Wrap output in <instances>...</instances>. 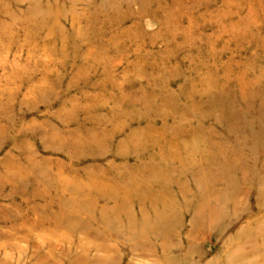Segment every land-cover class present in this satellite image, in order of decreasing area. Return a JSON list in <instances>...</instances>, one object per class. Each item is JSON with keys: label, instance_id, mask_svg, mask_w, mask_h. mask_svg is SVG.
Wrapping results in <instances>:
<instances>
[{"label": "rangeland", "instance_id": "374dc122", "mask_svg": "<svg viewBox=\"0 0 264 264\" xmlns=\"http://www.w3.org/2000/svg\"><path fill=\"white\" fill-rule=\"evenodd\" d=\"M165 93L166 128L196 126L212 151L197 170L212 177L163 172L139 191L167 198L160 218L129 186L128 210L113 214L86 175L130 176L123 164L141 161L115 146L130 129L159 130L137 116ZM209 96L231 100L234 120ZM263 100L264 0H0V264H264ZM84 137H106L100 156L75 149ZM73 185L94 198L72 199ZM201 202L212 232L205 215L192 222Z\"/></svg>", "mask_w": 264, "mask_h": 264}, {"label": "bare ground", "instance_id": "6f19581e", "mask_svg": "<svg viewBox=\"0 0 264 264\" xmlns=\"http://www.w3.org/2000/svg\"><path fill=\"white\" fill-rule=\"evenodd\" d=\"M203 81L204 82H203L201 87H203L204 90H207L208 88L212 87V79H208V80L204 79ZM210 98H211V103L213 102L212 104L214 106H217V105L219 107H221V105L226 106L225 113L227 114V116H229L231 118V120H234L233 116H236V115L234 114L235 110H234L233 106L230 103L231 100L230 101L227 100L225 102L216 101V100L212 101V97H210ZM217 99L221 100V98H219V97ZM175 101H176V99H174L170 94L165 93L162 96L157 97L155 99V101L152 102V103L146 102L144 104L143 109H142V113H140L139 116H137V117L142 118V119H147L148 123H149V121L152 119V118L150 119V116H153V118H156L155 120H158V121L161 122L159 130L155 131V128L152 129V127L149 128L148 126H146V128H148V129L145 130V131H143L142 129H141V131H139V130L136 131V130L130 129L128 134L126 135V139L122 140L120 143H118L117 146H115L116 151H118L119 153H123L122 154L123 156H124V154H126V153L131 151L130 153L132 155H130L129 157H134L137 162L141 161L140 163H138L137 165L132 166L131 168H129L125 163L123 164V166H125L128 169L122 168V170L123 171L124 170H128L127 173H129L130 176H127V175H123V176L115 175V177L113 176L112 179H105V181H103V180H97L96 178H93L91 176L86 175V177H87L86 181H85L86 182V186L91 190V193L94 196H103V197L107 198V200L111 201V203H112V209L110 210L111 213L117 214L119 212L121 213L123 211L128 210V206L126 205L125 200H128V198H129L128 196H130V195H128L126 193V191L129 190V188H126V187L129 186V187H133L135 189V191H133L135 194L132 195L134 197L131 196L134 199L133 201L135 203H137V204H142V202H147L148 205L150 206V208H154L153 214H156L157 218H160L161 214L159 212L155 211V209H157V207H158L157 204H159V203L161 205L162 204L165 205V202H167L166 201L167 198L164 199L163 195L162 196L160 195V196H158V201L155 203L153 200L152 201H147V198L145 197L146 195L144 197H141L143 194H142V192L139 193L140 190L144 189L145 193L149 192L148 186H147L148 182H150L152 180H157V179L160 178V176L163 174V172H166V174H167L168 171H172V170H176L178 173L180 172L181 176L183 175V176H185L187 178H191V179L196 180V181H197V178H199L200 180H203V179H205L207 177H212V175H211L212 173H210V171L208 169H206V170H208V172L207 171L202 172V171H198L197 170V168L200 167L197 164H199V163L201 164V162L202 163L207 162V157L212 163V151L208 153V150H205L206 148H208L211 145H209V142H208L207 139H203V138H201L198 135V131L196 130V126L192 125V124H189L187 122H184V120L181 119V118H177V119H172V121H174V123L172 122V125H173L172 128H170V129L166 128L168 126V124L166 122V119L163 117L164 116V114H163L164 111H161L160 107L164 106V105H171L172 102H175ZM263 102H264V100H263ZM262 107H263V110H264V103L261 105V109H262ZM111 116H115V114H112ZM258 120H260V119L258 118ZM175 124H179V126L178 125L174 126ZM247 125H248V123L247 124H245V123L243 124V126H245V127H248ZM113 129H114V127H113ZM114 130H116V128ZM165 130H170L173 133V135L170 136L171 137L170 140H168V139H166V138H164L162 136V132L165 131ZM146 132L153 133V135H149V133L147 134ZM144 133H146L147 135H144ZM253 137L259 138V135H255ZM175 138H176V141H175ZM83 139H84V144H81L82 141L79 138H74L73 139V141L71 143H72V145H74L75 149L78 148L79 151L83 150V151L87 152V154L89 153L90 155L91 154L96 155V156H100L101 155L100 154V150H99V149H101V147H99V146H101V144L104 142V140H106V137H103L102 141H100V140L97 141L93 137H92V139H89L87 137H84ZM162 143L164 145L163 147H165V150H162V151L160 150V152H158L156 154L155 153L154 154L150 153L149 149L151 147L157 146L158 144H160L162 146ZM129 144H132L133 149H131V148H129L127 146ZM85 145H88V146L96 145L98 147L95 148V149H92V150H88L87 146H85ZM80 146H82V147H80ZM126 147L128 148V150H126ZM261 147H262V150L264 151V145H261ZM70 148L74 149L73 147H70ZM173 149H176V151L174 152ZM140 153L144 154V155H142V156H144V158H140L139 157ZM122 155H121V158H124V157H122ZM118 156H120V155L118 154ZM140 159H142V160H140ZM69 160L73 161V159L71 157H69ZM154 162H156V165L158 164V166H152L151 164L154 163ZM115 167H116V165H114V167H110V169L115 168ZM133 168H135V169H133ZM134 175L135 176L137 175V176L133 177ZM138 177H140V179ZM222 178H224V176L221 177V180H222ZM224 180H226V179H224ZM117 182L123 186L119 190L116 189ZM142 183H144V184H142ZM177 188L179 189V192L180 191L181 192H185L187 190V189L184 188L183 185L180 186V187L177 186ZM71 189L73 190L72 196H71L72 199L81 197V198H86V199H88L87 201H89L90 199L94 198V197H91V195H88L87 193H85L82 190L81 186H74L73 185ZM168 190H170V189H168ZM188 191H189V189H188ZM199 191L200 190L198 189L197 192H199ZM195 192H196V190H195ZM207 193H208V191H207ZM212 196H214V195H212ZM224 196H226V195L224 194ZM218 198H219V196H218ZM236 200H238V198ZM215 202H216V200H215ZM218 203H220V202H218ZM222 203H220V204L222 205ZM182 205H183L182 207L184 209L186 207H188L184 203ZM217 205H219V204H217ZM224 205H226V204H224ZM170 207H172V206H169L168 208H170ZM224 207H226V206H224ZM101 209L104 212L107 211V208H105V207H101ZM143 209H144V207L142 206L140 210L142 211ZM207 211H208V213H205ZM192 212H193V214L191 215V219H192L193 224L201 222L202 216L205 215L204 219L207 220L206 222L208 223L209 226L204 228V229H206L207 232L208 231L212 232V221L213 220H212V206H211V204L201 202L200 203V208H197L195 211H192ZM237 213L238 212H235V214H237ZM158 214H160V215H158ZM221 214H223V213H221ZM224 216L227 217V214L224 215ZM215 219H216V217H215ZM217 221H219V219H217ZM145 226H147V225H145ZM201 226L204 227L205 225L204 224L200 225V226H198V228H200ZM193 228L194 227L192 226V229ZM195 228H197V227H195ZM215 228H216V226H215ZM192 231H194V229ZM195 233H197V231ZM191 246H192V244H191ZM186 249H188V248H186ZM188 251H189V249H188ZM185 254H187V252H185ZM187 255H184V256L186 257ZM184 263L187 264L186 261Z\"/></svg>", "mask_w": 264, "mask_h": 264}]
</instances>
